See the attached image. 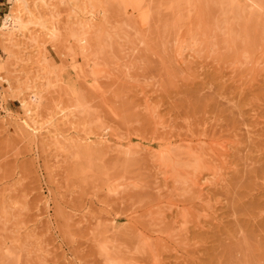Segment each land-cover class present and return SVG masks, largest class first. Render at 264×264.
<instances>
[{
  "label": "rangeland",
  "instance_id": "rangeland-1",
  "mask_svg": "<svg viewBox=\"0 0 264 264\" xmlns=\"http://www.w3.org/2000/svg\"><path fill=\"white\" fill-rule=\"evenodd\" d=\"M142 1L0 43V264H264V0Z\"/></svg>",
  "mask_w": 264,
  "mask_h": 264
},
{
  "label": "bare ground",
  "instance_id": "bare-ground-1",
  "mask_svg": "<svg viewBox=\"0 0 264 264\" xmlns=\"http://www.w3.org/2000/svg\"><path fill=\"white\" fill-rule=\"evenodd\" d=\"M90 1H93V0H67V3H68V8H69V15H68V20H70L72 23L69 24L67 21V23L69 24L68 26H70L68 29L71 28V26L73 27H76V26H79V27H87L86 29H91L92 26H90V23L92 20H94L96 17H97V14L95 13V11H93L92 9H88V5L87 4H90L91 2ZM113 3L115 5H118L119 7H121L120 9H122L121 11H124L126 12L125 10H129V11H140V9L143 7V3L144 1L142 0H112ZM227 2V4L230 6V8L232 10H235L237 8H240V6H238V1L237 0H225ZM247 3H253V5L256 3L255 0H246ZM90 2V3H89ZM62 0H32V1H29V0H15V10H13L11 12V14L9 16H7L4 20V23H3V27L0 28L2 29V32L0 34V43L3 42V45H4V42H9L11 44V48H20L22 49L25 46H28L27 44L29 43H36L37 40H38V37L37 35H34L33 34V30L35 29H31L32 31H30L28 27H31L29 26V24L31 25V23H33V20L36 21V26L38 27V30H39V34L40 32L44 33V35L46 34L48 37H50V39H54L57 38V36H59V31L61 32V20L59 19H56L57 16L53 15L51 17H48L49 15H47V12L49 14V12H53L55 10L58 9V6L61 5ZM259 4V3H257ZM256 4V5H257ZM261 5V4H260ZM94 6V5H93ZM250 6V5H249ZM259 6V5H258ZM263 6V5H262ZM261 9L263 10L264 8L261 7ZM58 11V10H57ZM260 11V10H259ZM260 13V12H259ZM262 13V11H261ZM52 14V13H51ZM133 14V13H132ZM264 15V14H263ZM55 16V17H54ZM124 16V15H123ZM126 16V15H125ZM133 16H135L133 14ZM132 16V17H133ZM127 17V16H126ZM131 17V16H130ZM261 17V16H260ZM128 18V17H127ZM97 19V18H96ZM130 19V18H129ZM134 20V19H133ZM137 21V19H135ZM135 21V23L137 24V22ZM262 23L264 24V18L261 20ZM65 22V23H66ZM95 22V21H94ZM131 22V21H130ZM64 23V24H65ZM132 23V22H131ZM134 23V22H133ZM93 24V23H92ZM35 28V24L34 26H32ZM36 27V28H37ZM72 27V28H73ZM95 27V26H94ZM105 27V26H104ZM103 27V28H104ZM65 28V27H63ZM88 29V30H89ZM90 31V30H89ZM92 31V30H91ZM34 33L36 34V32L34 31ZM38 34V33H37ZM43 35V34H42ZM40 37V36H39ZM42 37V36H41ZM45 39V37H43ZM19 39H22L19 41ZM40 40V38H39ZM38 40V42H39ZM8 43V44H9ZM38 44V43H37ZM40 44V42H39ZM31 45V44H30ZM34 45V44H33ZM36 45V44H35ZM34 45V47H35ZM32 46V45H31ZM38 46V45H37ZM22 47V48H21ZM30 47V46H29ZM33 47V46H32ZM10 48V49H11ZM38 49V48H37ZM19 50V49H18ZM23 58V57H22ZM19 60V59H17ZM26 60V59H25ZM24 60V62H25ZM29 60V59H27ZM40 63V61L38 62V64ZM37 64V63H36ZM24 73V72H23ZM26 73V72H25ZM27 74V73H26ZM40 76V75H39ZM42 77V76H41ZM24 78V77H23ZM29 78V77H28ZM34 78V77H33ZM41 79L39 77V83L41 82ZM46 79V78H44ZM43 79V80H44ZM28 81L29 80H33V79H27ZM26 81V79H25ZM30 81V82H31ZM45 81V80H44ZM33 82H35V79L34 81H32L30 84H31V87L33 88ZM36 82H38L36 80ZM35 82V83H36ZM43 82V81H42ZM38 83V84H39ZM29 85V84H28ZM27 83H26V88H27ZM35 85V84H34ZM22 86V85H21ZM20 86V87H21ZM23 87V86H22ZM21 87V88H22ZM25 88V87H23ZM22 90L24 91L25 89ZM34 88H36L35 91H32L29 93V97L27 94H25V97L27 95V99L26 100H23L22 98H25V97H22V101H20L22 103V106H23V110H24V113H25V118L21 117L22 119L21 120V125H22V128L23 130L30 135V137L32 136L33 139L36 138V141L37 140V137H43V135L41 136V134L43 133L42 131L46 130V127L49 128L52 127L54 128V131L58 132L59 130V126L62 127L64 126V124L61 126L59 123L56 122V118L53 117L52 120L48 119V121L44 120L43 119V122L45 121V124L43 125L45 127L42 126L43 122L41 123L40 122V119L42 118V116L40 115V112H39V109H40V106H41V101H42V97L41 96H38L39 95V90H38V87L34 86ZM29 89V88H28ZM31 89V88H30ZM19 90V89H18ZM13 91V90H12ZM30 91V90H29ZM21 92V91H20ZM20 92H18V95L20 94ZM24 92H27L24 91ZM41 92V91H40ZM17 95V94H16ZM17 95V97H18ZM21 96V95H20ZM20 99V100H21ZM6 111V110H5ZM64 112V111H63ZM8 113V112H7ZM59 115V114H58ZM14 118V117H13ZM20 118V117H19ZM65 118V117H64ZM9 119L11 121V117L9 116ZM15 119V118H14ZM18 119V117H17ZM13 120V119H12ZM42 120V119H41ZM16 121H19V120H16ZM68 121V120H67ZM70 122V121H69ZM15 123V122H14ZM39 123H41V126H39ZM47 123H48V126H47ZM66 123V122H65ZM20 125V126H21ZM52 125V126H51ZM67 125V124H66ZM19 127V126H18ZM19 129V128H18ZM21 129V128H20ZM50 130V129H48ZM22 131V129H21ZM54 131L52 129V131L50 130V132H52L54 134ZM61 131V129H60ZM59 131V132H60ZM64 131V130H63ZM23 132V131H22ZM61 133V132H60ZM26 134V136H28ZM57 134V133H56ZM66 134V132H65ZM25 135V134H24ZM62 135H64L62 133ZM55 136V135H54ZM59 136V134H58ZM50 137V136H48ZM90 137V136H89ZM29 138V137H27ZM46 138V137H45ZM32 140V138H30ZM39 139V138H38ZM49 139V138H48ZM47 139V140H48ZM52 139V137L50 138ZM86 139V138H85ZM103 139V138H102ZM41 140V139H39ZM54 140V138H53ZM57 140V138L55 139ZM88 140V139H87ZM83 141V140H82ZM91 141V140H90ZM93 141V140H92ZM104 141H106L104 139ZM32 142L35 144V141L32 140ZM55 142V141H54ZM57 144L60 143L59 139L56 141ZM53 143V141H52ZM64 143V142H63ZM103 143V142H102ZM37 144V142H36ZM33 145V144H32ZM61 145V143H60ZM60 147V146H59ZM116 150V149H115ZM181 158V157H180ZM126 159V158H125ZM122 160V158H121ZM187 160V159H186ZM184 160V161H186ZM124 164V163H123ZM197 182V181H196ZM199 182V181H198ZM1 197V196H0ZM111 221V219H110ZM113 221V220H112ZM112 231L113 230V226L111 227ZM233 249V248H232ZM230 250V249H229ZM108 257V256H107ZM231 258V257H229ZM108 260V258H107ZM227 260V259H226ZM233 261V260H232ZM230 262V261H229ZM235 263V262H234ZM233 263V264H234ZM229 264H232V263H229ZM235 264H245V262L243 261L242 262H236Z\"/></svg>",
  "mask_w": 264,
  "mask_h": 264
}]
</instances>
